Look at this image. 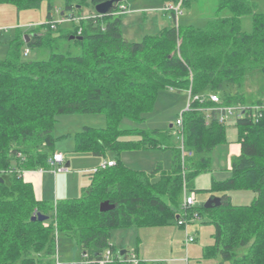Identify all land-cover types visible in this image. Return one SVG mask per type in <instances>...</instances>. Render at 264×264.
Listing matches in <instances>:
<instances>
[{
    "label": "trees",
    "instance_id": "trees-1",
    "mask_svg": "<svg viewBox=\"0 0 264 264\" xmlns=\"http://www.w3.org/2000/svg\"><path fill=\"white\" fill-rule=\"evenodd\" d=\"M43 1L45 23L24 32L27 41L18 30L0 59V170L9 171L0 176V264H53L59 235L70 236L81 254L79 262L62 264H97L105 249L116 254L106 264H130L125 259L130 252L138 256L137 250L117 255L123 248L117 252L111 231L177 224L184 214L180 208L184 186L194 189L195 178L211 168L213 150L227 140L218 112L205 111L216 105L245 106L244 116L235 120L239 153L231 159L230 175L212 178L204 189L210 197L219 193L220 205L193 207L185 217L196 213L213 225L214 243L204 248V257L264 264V99L247 105L251 92L244 88L247 80L258 77L264 91V11H257L253 0H216L217 12L228 14L209 19L203 27L175 22L129 42L122 35L123 14L114 13L118 6L104 15L95 12L94 6L106 0H61L59 14L72 22V27L62 29L60 22L54 28L49 23L56 0H0V5L20 11ZM162 2L181 8L194 0ZM83 4L92 7L87 14L80 10ZM169 12L175 21V11ZM243 16L251 18L249 31L241 27ZM58 30L61 34L54 36ZM58 38L80 52L52 51L44 59H25L24 45L42 48ZM167 88H190L192 95L205 97L182 112L183 144L191 153L184 166L174 126H120L123 118L142 122L159 91ZM210 93L219 96V103L208 98ZM89 113H102L105 125L83 126L74 135V150L103 157L114 151V164L89 171L90 184L78 197L37 199L23 171L49 168L59 115ZM140 148L170 149V168L157 162L144 171L121 161L123 150ZM232 190L254 194L248 204H232L227 194ZM103 201L113 208L100 211ZM34 212L48 219L32 220Z\"/></svg>",
    "mask_w": 264,
    "mask_h": 264
},
{
    "label": "rangeland",
    "instance_id": "rangeland-1",
    "mask_svg": "<svg viewBox=\"0 0 264 264\" xmlns=\"http://www.w3.org/2000/svg\"><path fill=\"white\" fill-rule=\"evenodd\" d=\"M253 1L257 3V11H264V0ZM123 3L126 4L127 10L122 15L121 29L124 39L129 42L140 41L143 36L156 34L163 28L173 26L175 22L177 25L192 24L196 27H203L209 19L228 14L227 10L217 12L216 0H194L190 7L181 6L175 21L167 10L163 11L165 4L162 0H123ZM61 7L62 1L56 0L52 11V20L54 22H61L62 20V16L59 14V8ZM91 9L90 5L83 4L80 10L83 14H87ZM46 12L47 8L44 1L36 8L20 11L9 4L0 5V59L5 58L9 44L17 31L29 32L30 29L44 24ZM78 12H80L79 9L75 11V14ZM163 12L168 14L164 16ZM70 27H72V22L67 20L61 22V29ZM241 27L245 31L251 29L250 16L241 18ZM59 34H61L59 30L53 33L54 36ZM26 48L28 47L24 45L22 51ZM52 51L69 54H78L80 52L79 48L71 44V42L64 38H58L56 41L48 42L42 48L29 47V53L24 57L27 60L44 59ZM258 80L259 78L257 77L253 80L249 79L245 83L246 92H251L247 97V105L254 102L257 98L264 99V91L260 90L261 84ZM188 94L187 90L179 91L170 88L160 90L153 109L149 113L144 114L142 122L123 118L120 126L121 128L166 129L170 124L174 125L176 118L186 109ZM85 125L103 127L105 125V117L102 113L62 114L58 116L53 130L55 136L53 149L64 154L65 161L69 160L71 163L69 167L71 169L63 172L59 171L57 179L54 178L51 172L48 173L50 171L48 169L43 177L36 184H33V188L45 200L55 202L56 199H62L65 188L69 190V197L79 196L80 193L76 182L80 177L87 178V176H82L79 170L77 171L76 169L87 166L83 164L91 161L92 158L99 159L96 164H88H92L93 167L91 169H94L116 157L114 151H108L104 158L92 157L87 153L90 160L86 161L83 157L80 160L74 157L81 155L80 152L74 150V135ZM226 131L229 137L232 136V141H236L237 128L234 122L226 124ZM175 140L178 141L176 136ZM226 146L227 144H222L213 150L211 154V169L195 178L194 189H187L189 192L195 193V207L201 206L210 197V193L205 192L204 189L209 188L212 178L223 180L230 175L231 159L238 150L237 152L235 149L228 150V148H225ZM233 151L234 153H232ZM171 156L170 149L161 148L126 149L120 153V159L125 165L144 171H150L157 162H161L166 169L170 168ZM197 189L199 191L196 192ZM218 194L214 193V196H218ZM227 194H229L232 204H248L252 200L254 193L251 190H232L227 192ZM43 198L42 200H44ZM213 233V225L208 221L201 220V216H199V218H194L193 221L188 223L186 228L179 227L177 224L157 227H132L130 229L114 228L110 242L114 244L117 252L121 248L128 249L130 252L137 246L140 258L145 264H230L228 261H222L219 255L212 257L203 256L204 248L214 243ZM187 235L194 237V241L186 244ZM240 250L239 255L245 251L244 248ZM53 257L56 258V254ZM57 259L60 262L80 261L79 247L73 239L59 235Z\"/></svg>",
    "mask_w": 264,
    "mask_h": 264
},
{
    "label": "built area",
    "instance_id": "built-area-1",
    "mask_svg": "<svg viewBox=\"0 0 264 264\" xmlns=\"http://www.w3.org/2000/svg\"><path fill=\"white\" fill-rule=\"evenodd\" d=\"M116 6H118V9L114 12V13H124L126 10H127V6L126 4L123 3V0H120ZM179 4L174 6L172 4H165L163 6V11H166L169 12L170 10H174L175 13H176V16L177 14L180 12V9H179ZM61 22L67 20V21H71V18H61ZM75 21L78 20V18H75L74 19ZM60 22V23H61ZM50 27H55V24L57 22H54L53 20H51L50 22ZM29 53V49L26 48L24 51H23V55H27ZM188 91V103H187V107L185 110H188L190 108V103L194 100L196 101H203L205 97H203L202 95L200 94H197V95H192L191 92H190V88L187 89ZM208 98L214 102V103H219L220 99H219V96L216 94V93H210L208 95ZM260 106H254L253 108L254 109H258ZM210 110H216L218 112V120L220 123H223V124H227L229 123V120L230 119H233L234 121L237 119V118H241L244 116L245 114V106H236V105H216V106H213V107H207L205 108V111L208 113L210 112ZM174 134L175 136L177 137L178 139V142H179V147H180V150H181V161H182V164L184 166L186 160H187V157L191 155L190 152L186 151L185 147H184V144H183V129H182V114L180 116H178L175 120V123H174ZM63 155L62 153L60 152H56L54 151L52 153V155L48 158L47 162L49 164V170L52 172V173H56L57 171H64L66 170L65 166H63ZM114 164V161L113 160H110L106 163H104L103 165H101V167H106V166H111ZM38 170H41V169H38ZM96 168L94 169H91L90 171H95ZM24 172V171H23ZM9 173V171H4V170H0V175L2 174H7ZM188 188L184 186L183 188V198H182V202H181V205H180V208L181 210L183 211V216L180 217L178 220H177V225L178 226H182V227H185L186 228V225L188 223H190L191 221H193L194 218H199V215H197L196 213L193 215V217H191L190 219L186 218V213L188 212L189 209L195 207V193L193 192H189L187 190ZM36 212H34L33 214H35ZM194 241V237L190 236V235H187L186 239H185V243L188 244L190 242H193ZM120 255V253H117V255ZM114 255H116L114 252L110 251V249H105L104 252L102 253V256L101 258L97 261V264H106L108 262H110ZM141 259L133 252H130L128 253L125 261L130 263V264H138L139 261ZM55 264H62V262H60L58 259H57V252H56V258H55ZM84 264H88V261H85Z\"/></svg>",
    "mask_w": 264,
    "mask_h": 264
},
{
    "label": "crops",
    "instance_id": "crops-1",
    "mask_svg": "<svg viewBox=\"0 0 264 264\" xmlns=\"http://www.w3.org/2000/svg\"><path fill=\"white\" fill-rule=\"evenodd\" d=\"M170 13V12H169ZM123 14V13H122ZM162 14H165L164 16H166L168 13H162ZM23 34H24V32H23ZM29 34V33H28ZM24 35H27V33L26 34H24ZM171 89V88H170ZM229 122H234L235 123V121L233 120V119H230L229 120ZM170 125H172V126H174L173 124H170ZM170 125H169V127H170ZM161 129V128H160ZM226 135H227V137H226V142L223 144V145H226L227 144V146L225 147V148H228V150H234L235 149V151L237 152V150H238V152L236 153V154H233V156H235V155H237L238 153H239V144H238V142H237V132H236V134H235V139H236V141L234 140V142L232 141V136H230L229 137V135H228V133H227V131H226ZM55 151V150H54ZM57 152H60V153H62L61 151H58V150H56ZM232 153H234V151L232 152ZM83 154H86V155H83ZM62 155H63V166H65V168H66V170H70L71 168H69L70 167V165H71V163H70V161L69 160H67V162L65 161V156H64V154L62 153ZM83 155V156H82ZM89 156H92V157H97V158H104L103 156H93V155H89ZM88 155H87V153H81V155H79V156H74L75 158H79L78 160H80V158H84V160L86 161V160H90V157H89ZM232 156V157H233ZM111 159H113L114 160V158H111ZM99 160V159H98ZM97 159H93L92 158V160L91 161H89V162H87V163H85V164H83V165H87V166H83L82 168H79V169H76L77 171L79 170V172H80V174L82 175V176H87V178H84V177H80L79 179H78V181L76 182L77 183V185H78V190H79V193L81 194V192H82V190L84 189V188H86L89 184H90V178H89V175H88V173H89V171L91 170V168L93 167V165L91 164V165H88V164H90V163H95L96 164V162L98 161ZM66 163H68V165H66ZM212 164V163H211ZM82 169V170H81ZM89 169V170H88ZM211 169V168H210ZM66 170H64V171H66ZM48 171V169H41V170H25L23 173H22V176H23V178H24V180H26V181H29V182H31L32 183V186H33V184H36V182L39 180V179H41L42 177H43V175L46 173ZM51 171H49L48 173H50ZM59 171H57L56 173H52L51 172V174H53V176H54V178H58L59 177V173H58ZM60 172H63V171H60ZM1 176V175H0ZM229 176V175H228ZM227 176V177H228ZM226 177V178H227ZM1 178V177H0ZM2 179V178H1ZM3 180V179H2ZM33 190H34V194H35V197L37 198V199H39V200H42V198H43V196L41 195V194H39L34 188H33ZM40 191V190H39ZM79 194V195H80ZM68 195H70L69 194V190H67L66 188L63 190V194H62V198H73V197H78V196H73V197H69ZM219 196V195H218ZM43 199H45V198H43ZM57 200V199H56ZM46 201H48V200H46ZM49 202H53V201H49ZM130 228H132V227H130ZM130 228H127V229H130ZM111 233H112V231H111ZM137 243V242H136ZM189 244V243H188ZM137 245V244H136ZM133 249H136L137 251V254H138V257L140 258V255H139V253H138V248H137V246L136 247H134ZM80 257H81V254H80ZM141 259V258H140ZM69 262H79V261H69Z\"/></svg>",
    "mask_w": 264,
    "mask_h": 264
},
{
    "label": "water",
    "instance_id": "water-1",
    "mask_svg": "<svg viewBox=\"0 0 264 264\" xmlns=\"http://www.w3.org/2000/svg\"><path fill=\"white\" fill-rule=\"evenodd\" d=\"M120 0H106V1H103V2H100V3H97L95 6H94V10L96 13L100 14V15H104V14H107L111 9H113L116 4L119 2ZM75 36H70V39L71 38H74ZM79 38V37H77ZM28 40V36L25 35V41ZM172 125H170L171 127ZM66 165H68V163H66ZM2 181V179L0 178V182ZM220 205V196H213V197H209L205 202H204V207L205 208H210V207H213V206H218ZM113 208V205L109 204L108 201H103L99 204V210L100 211H107L109 209ZM31 219L32 220H40V221H43V220H46L48 219V216L45 215V214H42L41 212H36L35 214H33L31 216ZM125 252V249L121 250L120 251V254H123Z\"/></svg>",
    "mask_w": 264,
    "mask_h": 264
},
{
    "label": "bare ground",
    "instance_id": "bare-ground-1",
    "mask_svg": "<svg viewBox=\"0 0 264 264\" xmlns=\"http://www.w3.org/2000/svg\"><path fill=\"white\" fill-rule=\"evenodd\" d=\"M162 4V3H161ZM175 5V4H174ZM223 102V101H222ZM74 151V150H73ZM45 200V199H44ZM68 237H70V236H68ZM72 237V236H71Z\"/></svg>",
    "mask_w": 264,
    "mask_h": 264
}]
</instances>
